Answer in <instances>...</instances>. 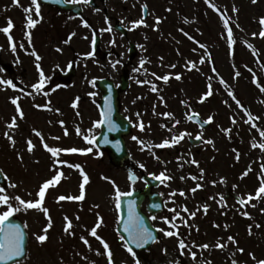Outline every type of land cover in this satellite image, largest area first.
<instances>
[{
  "label": "flooded vegetation",
  "instance_id": "af4514ba",
  "mask_svg": "<svg viewBox=\"0 0 264 264\" xmlns=\"http://www.w3.org/2000/svg\"><path fill=\"white\" fill-rule=\"evenodd\" d=\"M38 2L39 15L32 0H19V4L14 0H0V29L7 26L9 19L14 25L9 34L0 31V81L11 80L15 85L13 88L7 83H0V132L11 130L8 125L15 117L16 125L12 131H17V136L24 134L27 141L36 140L38 144L43 134L37 125L39 118L44 117L48 131L43 145L53 147L55 133L65 136L71 133L74 143L79 144V137L84 132L81 116L85 104L92 99L91 95L96 104L101 99L100 90L94 87V81L102 78L97 74H101L103 62L118 56L114 65L120 70H116L113 85L118 87L120 76L123 73L127 75L128 89L120 95V111L132 124L130 134L124 138L129 161L121 167L138 170V164L145 160V156L149 158L152 152L156 155L155 159L166 156L172 164L163 159L158 161V166L166 177H170L172 168L175 172L173 180L165 179L164 184L168 183L170 187L173 184L175 212L183 219L172 212L166 218L180 224L181 228L188 226L194 234L199 232V229L194 231L196 226L205 229L200 236L195 235L197 240L185 242V249L193 251L196 256L200 254L199 258L207 264H257L252 263L251 253L247 257L246 244L257 253L262 240L247 243L246 224L253 223L251 232L254 235L262 234L264 198L244 204L239 201L247 200L249 194L255 196L260 180L264 178V149L259 147L264 143V137L260 135L264 131V110L260 107L261 113L252 114V110L247 109V114L245 105L237 104L236 100L226 104L225 99L212 95L193 97L188 112L183 113L175 125L185 129L177 131L175 136L187 134L174 145L156 147L165 140L171 144L174 136L167 135L165 131V108L159 107L161 116L152 118L154 113L160 112L151 108L158 98L155 91L149 90L153 85L159 90L162 84V79H157L161 77V58L168 53L167 43L171 46V29L167 30L165 25L175 26L180 18L167 19L161 8L150 0H89L86 4L73 3L72 0ZM65 4L72 5L74 10L64 9ZM29 8L32 9L30 13L26 11ZM28 16L37 21L33 28L26 27ZM141 19L145 23L133 27V22ZM85 21L89 27L84 26ZM109 26L112 30L105 31ZM9 35L11 43L15 44V51L12 50ZM95 40L99 50L93 48ZM33 52L41 57L39 61L32 55ZM204 52L207 61H201L199 67L205 70L201 80L206 81L201 82V90L206 93L208 86L212 85V75L210 80L208 74L213 73L214 66L207 50ZM41 71L45 79L43 87L37 91L33 85L39 83ZM89 73L94 75L91 83L87 81ZM135 86L142 89V97L132 91ZM13 99H17L22 117L12 103ZM161 101L159 98V103ZM139 102V107H132ZM73 104L76 106L73 107ZM227 106H231L230 110ZM42 107H46L45 112ZM215 107L218 110L221 107V110L215 113ZM179 114L180 111L176 110V117ZM189 117H192L190 121ZM223 119L234 121L231 134L227 131L228 124L223 126L221 123ZM141 123L143 130L139 127ZM6 136L9 135H3ZM197 136L201 138L197 139ZM47 138L52 139L48 141ZM18 143L24 146L26 142L20 139ZM253 144L257 146L253 147ZM99 155L101 161L106 159L111 166L105 153L99 152ZM245 172L247 175H244ZM194 188L195 192L192 191ZM181 192L184 195H180ZM164 204L167 208L166 200ZM205 206L207 212L204 211ZM184 208L188 211L185 212ZM245 212L248 216L243 214ZM192 213H195L194 217ZM230 236L235 242L228 239ZM218 242L225 246L216 247ZM204 244L209 247L202 248Z\"/></svg>",
  "mask_w": 264,
  "mask_h": 264
},
{
  "label": "rangeland",
  "instance_id": "374dc122",
  "mask_svg": "<svg viewBox=\"0 0 264 264\" xmlns=\"http://www.w3.org/2000/svg\"><path fill=\"white\" fill-rule=\"evenodd\" d=\"M150 1L161 8L160 11L165 13L167 19L180 18V22L175 26L168 25V23L165 25L167 30L171 29L169 36L171 46L167 43L166 52L168 53L162 55L163 62L161 70H159L161 77L169 76L168 81L161 86L160 94L163 99L160 106L165 108L164 121L167 125L172 123L174 126L168 130L169 134L173 135L177 131L183 130L182 126L175 127L177 121L183 117V113L187 112L190 100L205 92L201 90L203 86L201 82L206 81L201 80L205 70L197 67L201 61H207L205 53L201 51L202 46L203 50L209 51L214 65L213 73L208 74L210 80L212 75V96L219 99L235 97L249 107L253 113H261L260 107L264 110V91L261 90L264 88V38L259 36L262 30L260 20L264 18V0H256V3H253L252 0ZM161 1L163 2L161 3ZM209 3L213 4L215 8L210 7ZM225 19L228 20V27L232 30L233 42L231 45L227 38L228 30L224 27ZM253 33L257 35L254 36ZM191 37L197 39V45L193 44ZM193 65L197 67L195 71L191 70ZM248 68L254 71L253 75L250 74ZM115 70L105 62L102 64L101 74L97 75L113 81L115 80ZM177 75L181 78L176 79ZM132 91L141 94L142 97V89L135 86ZM93 101L95 99L92 97L86 102L85 111L81 116L84 132H82V137H79V144L74 143L75 138L71 133L67 136L54 134L53 147L92 149L87 153L62 151L59 155L67 156V158L60 157V163L64 161L67 163L56 165L55 158L51 161L47 152L38 148L36 140L33 139L30 140L34 147L29 152L28 143L24 146L18 143L20 139L27 140L24 134L17 136V131L7 130L6 133L9 136L4 138L1 137L0 132V168L6 180L4 194L10 197L20 196L25 201H36L39 199L37 192L45 181L56 175L57 171L64 174L60 183L55 187H50L45 195L43 206L49 210L48 216L51 217L52 227L48 230V238L43 244L37 241L36 236L44 234L43 229L48 224L45 213L36 209L14 213L24 226L27 225L25 227L28 235L27 258L22 264H108V257L103 245L90 234L91 228L100 220L102 223L97 229V234L108 243L109 249L113 253V264H136L137 260L139 264H207L206 261L199 259L200 254H197V259H193V251L182 250L179 247V239L182 236H184V242L197 240L194 238L195 235L196 237L200 236L205 232V229L196 226L194 231L199 229V232L194 234L188 226L181 228L180 224L176 223V227L173 228L169 223L164 222V217L151 219L152 225L158 231L164 229L177 232L178 236L168 237L163 231H159L160 238L157 244L146 252L136 253L135 258L126 250L122 240L115 233L119 213L115 207V190L112 182L114 181L122 192L138 189L142 187V184L139 180L137 183L131 182L124 168L113 169L108 165L106 159L101 161L93 144L86 141L85 137L93 139L98 132L96 122L99 121V118ZM225 102L227 103L226 100ZM127 104L129 106V100ZM140 104L141 102L136 105ZM227 107L230 110L231 106ZM151 108L153 109V107ZM176 110L180 111L177 117ZM214 111L217 113L220 110L215 107ZM160 114L162 113L160 112ZM164 121L162 120L160 123L163 124ZM222 121L223 126L228 124L227 131L231 134V125L234 121ZM37 128L43 132L48 131L44 117L39 118ZM78 155L81 158H78ZM163 159L166 160V163L170 161L166 156L157 160ZM56 160L58 161V159ZM68 164H78L80 168H70L67 166ZM166 167L168 166L166 165ZM143 170L152 174L161 172L158 165L145 166ZM81 171L89 178V182L84 186L85 199L83 201H58V197L61 195L78 196L80 194V184L83 182ZM174 173L172 168L170 175L172 180ZM103 177L109 179L105 180ZM11 185H16V187H11ZM172 188L173 184L170 187L168 183L162 188L164 199L168 205L167 215L171 212L176 213L173 211L175 206ZM10 203H13L14 206L17 205L14 200H10ZM4 210L6 209L0 207V212ZM65 216L72 222V228L68 233L64 231ZM261 218L263 221L264 215ZM252 227L253 223L247 222V243L262 240L261 248L255 253L246 244V255L248 257V254L251 253L255 257L252 263H256L264 260V230L262 234L254 235L249 232ZM82 237L88 240L87 245L81 239Z\"/></svg>",
  "mask_w": 264,
  "mask_h": 264
},
{
  "label": "snow or ice",
  "instance_id": "6c2138e0",
  "mask_svg": "<svg viewBox=\"0 0 264 264\" xmlns=\"http://www.w3.org/2000/svg\"><path fill=\"white\" fill-rule=\"evenodd\" d=\"M15 3L19 4V0H14ZM73 3H88L89 0H72ZM206 2H208V0H206ZM253 3H256V0H252ZM32 3L35 5V11L36 14L39 15V11H40V4L38 2V0H32ZM210 7L215 8V6L211 3H209ZM146 7V6H145ZM235 10V9H234ZM27 12H31L32 9H26ZM37 23V21L33 20L31 18V16L27 17V28H33L35 26V24ZM144 20H138L133 22V27L139 26L144 24ZM159 23V20H157V24ZM260 24L262 25V30L259 33V36L261 38H264V18H261L260 20ZM13 23L12 21L9 19L8 24L6 27H4L3 29H0V31H3L5 34H9L10 30L13 28ZM84 26L85 27H89V25L87 24V22H84ZM146 26V25H145ZM224 27L228 30V41L229 44H232V30L231 28L228 27V20H224ZM111 27L109 26L107 29H105V31H111ZM253 35H257L256 33H253ZM9 41L10 43L12 42V37L11 35H9ZM28 38L29 40H31V35L30 33L28 34ZM93 43H95V41H93ZM23 45H21L22 47ZM11 47L12 50L15 51V44L11 43ZM32 55L36 56V60L39 61L41 59V57H39L38 55L35 54V52L32 53ZM91 55V54H89ZM115 66V65H114ZM39 64H37V68L39 69ZM173 67H175L173 65ZM193 67H195V65H193ZM152 75H155V73H153ZM181 77L179 75L176 76V79H180ZM44 74L41 71L40 72V81L39 83H37L36 85H33V87L39 91L44 84ZM157 79H163L165 82L168 81L169 76L165 75L163 77H157ZM0 83H7L8 85H10L11 87L15 88V85L12 83L11 80L8 81H0ZM152 90L155 91L156 87L155 85L152 86ZM262 91H264V88L261 89ZM212 95V91H211V85H209V90L204 94V98L211 96ZM233 99H235V97H233ZM12 103L15 104L17 106V111L20 112L21 117L23 116V113L20 111V105L17 103V99H13ZM240 102L237 100V104H239ZM76 105L73 104V107H75ZM39 107V106H38ZM104 114L102 113V116ZM195 115V114H194ZM192 117H189V119H191ZM211 119V118H210ZM210 119L208 122H210ZM104 123V120H100L98 122H96L97 126L101 125ZM177 123H179V121H177ZM16 125V120L15 117L13 118L12 122L8 125L9 128L15 127ZM140 129L143 130L144 125L141 123L139 125ZM79 131V130H78ZM38 136L40 135L39 132L36 133ZM67 134V133H66ZM187 133H182L179 136H174L172 138L171 144L168 140L163 141V143L156 145V147L159 148H164L167 146H171L174 145L176 143H178L180 140H182L184 138V135H186ZM7 135V134H6ZM260 135L262 137H264V131H261ZM201 137L197 136V139H200ZM86 141L89 144H94V139L85 137ZM107 139V138H105ZM133 139H137L136 137H133ZM28 151L31 152L33 149V144L32 141L29 140L28 142ZM208 143H212V141H208ZM45 148L47 149L48 152L51 153V155L53 157H57L61 151L67 152V153H76V152H81V153H87V152H91L92 149L88 148L86 150H82V149H77V148H69V149H61V148H57V147H49L47 144L44 145ZM256 144H253V147H256ZM259 147L261 149H264V143L260 144ZM239 157L237 156V159ZM61 163H67L66 161L61 162ZM193 163H196L195 161H193ZM68 167H75L77 169L80 168V165H72V164H68ZM264 167V166H262ZM63 172L57 171L56 175H54L51 179H48L47 181H45L39 188V191L37 192V196L39 197L38 200L36 201H25L24 199H22L20 196H14V197H10L5 193V189L0 187V207L5 208L6 210L0 212V264H9V261L15 260L18 257H21L24 255V240H25V233L24 231L21 229V226L18 224H13L10 222V218L14 215V213L19 212L21 210H29V209H36L39 211H42L45 213V216L48 218V224L47 226L43 229V233L44 234H38L36 236L37 241H39L41 244H43L46 240H47V232L48 230L52 227V220L51 217L48 216V209L46 207L43 206L44 203V199H45V195L47 190L50 187H55L56 185H58L63 177ZM81 175L83 177V182L80 184V194L78 196H72V195H61L58 197V201H83L85 199V194H84V186L85 184H87L89 182V178L87 175H85L83 173V171H81ZM244 175H247V172L244 173ZM105 180H108V177H103ZM155 179L157 180H161L163 182L164 179H170V177H166L164 173H161L160 176H154ZM193 179H195V177H193ZM129 180L130 181H135L136 177L135 176H129ZM113 188L115 190V207L117 209V211L120 210L121 208V198L122 197H126V196H131L132 193L131 192H122L120 191V189L118 188V186L115 185V182L113 181ZM11 187H16V185H11ZM193 192L196 191V189H192ZM172 195H175V193H173ZM180 195H184L183 192L180 193ZM260 198H264V178H261L260 180V186L257 189L255 196L249 194L247 197V200L241 199L239 202L241 204L250 202L253 199H260ZM10 200H14L17 202V205L14 206L13 203H10ZM221 200H223V197H221ZM153 207H159V205H152ZM185 212H187V208L183 209ZM173 211H175L173 209ZM204 211L207 212V206L204 207ZM245 216H248V213L245 212L243 213ZM193 217L195 216V213L191 214ZM177 218L183 219L182 217H179V213H176ZM79 219V217H77ZM156 217L153 216L152 219H155ZM65 221H66V226L64 228V231L66 233L69 232V230L72 228V222L71 220L65 216ZM164 222L165 223H169L170 227L175 228L176 225L172 224L167 218H164ZM185 224L187 223V221H184ZM102 220L98 221L96 223V225L94 227L91 228L90 230V234L95 237L97 240L100 241V243L103 245V248L107 254L108 257V264H113V253L111 252V250L109 249V245L108 243H106L98 234H97V229L101 226ZM259 226V225H257ZM25 227H27V225H25ZM217 227H219L217 225ZM124 231L128 234V239L125 240V238L122 236L121 240L124 242V247L126 248V250L135 258L136 257V253L133 251L132 247H130V243L131 244H135L136 247H143L144 244H146L148 241L150 240H154L155 238L153 237L152 233L148 230V228L146 226L143 225L142 222V218H140L139 216L135 215L134 212L130 209L129 213H128V219L127 222L124 223ZM159 231H163L164 234L168 237H172L174 235L178 236L177 232H173V231H165L164 229H160ZM251 232V229L249 230ZM83 240V242L87 245L88 244V240L84 239L83 237L81 238ZM228 239L230 241H234L233 237H228ZM225 245L221 244V243H217L216 247L218 248H223ZM179 247L183 250L187 247V245L185 244L183 239H179ZM202 248L207 249L209 247V245L204 244L201 245ZM241 252L243 251V249H239ZM99 254V253H98ZM193 255V259H195V253L192 254ZM253 259H255V257H253ZM136 264H139V261H136ZM210 264V262H209ZM258 264H264V260L259 261Z\"/></svg>",
  "mask_w": 264,
  "mask_h": 264
},
{
  "label": "water",
  "instance_id": "95a60500",
  "mask_svg": "<svg viewBox=\"0 0 264 264\" xmlns=\"http://www.w3.org/2000/svg\"><path fill=\"white\" fill-rule=\"evenodd\" d=\"M126 87L125 83H123L120 90H124ZM117 92L118 91H109L106 92L104 95V99L101 105V119L104 120V123L101 124V135L96 139V145L100 149H105L108 151L109 157L114 164L119 163L126 157L124 155V148L123 143L121 140V134H126L128 128L123 124V120L118 115V101H117ZM102 113L104 114L102 116ZM114 137L116 139L115 142H110V137ZM107 138V139H105ZM143 180L148 182V187L146 190L142 192H134L131 196H126L121 198V208H120V221L117 225V233L122 237L128 239V234L124 231V223L127 222L128 213L131 209L135 215L142 218L143 225L148 228V230L152 233L154 240L148 241L144 244L143 247H136L135 244L130 243V247H132L133 251L138 250H146L151 244L157 239L156 231L151 227L149 224L148 218L141 212V203L146 196L149 198V203L147 205V210L152 215L155 212H160L162 207L160 204V199L156 198L155 196L148 195V192L151 186H156L154 181H150L147 178H143ZM2 176L0 174V185H2ZM159 205V207H153L152 205ZM10 222L13 224H21L14 218H10ZM21 229L23 230L22 226ZM26 237L24 240V255L21 257L16 258L15 260L9 261V264H15L24 259L26 254Z\"/></svg>",
  "mask_w": 264,
  "mask_h": 264
}]
</instances>
